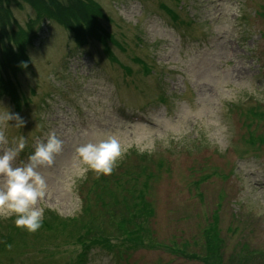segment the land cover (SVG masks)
<instances>
[{"label":"rangeland","instance_id":"374dc122","mask_svg":"<svg viewBox=\"0 0 264 264\" xmlns=\"http://www.w3.org/2000/svg\"><path fill=\"white\" fill-rule=\"evenodd\" d=\"M36 1L54 3L55 10L76 3ZM95 1L117 42L110 51L118 63L95 42L77 46L74 34L50 18L29 51L31 66L16 79L24 107L16 112L0 98V115L8 111L23 122L21 127L15 120L0 122L9 141L23 136L30 145L55 132L68 143L51 165L38 168L46 180L45 195L37 202L45 210L42 227L28 233L0 214V264L18 263L32 241H54L63 223L74 233L90 184L113 174L123 175L112 194H121L124 179H134L133 192L125 195L133 199L129 212L144 199L154 208V233L143 240L153 237L168 247L185 243L187 252L216 250L215 257L229 259L228 264L248 250L264 252V144L248 142L249 130L264 138V120L250 114L255 107L264 113V44L259 40L264 0ZM10 4L22 27L37 17L27 0ZM156 105L161 108L146 110ZM113 135L124 152L112 173L75 177V147ZM236 169L241 180L234 176ZM219 205L221 231L210 236V250L200 233L205 216ZM54 219L60 226L53 227ZM219 235L224 247L216 241ZM76 246L52 244L49 251L59 250L58 264H68L80 251ZM159 250L129 252L118 264H200ZM40 258L34 252L20 264ZM260 260L264 264L257 257L248 264ZM87 264L113 262L103 250L92 249Z\"/></svg>","mask_w":264,"mask_h":264},{"label":"clouds","instance_id":"9594fccd","mask_svg":"<svg viewBox=\"0 0 264 264\" xmlns=\"http://www.w3.org/2000/svg\"><path fill=\"white\" fill-rule=\"evenodd\" d=\"M10 120L22 126L18 116L8 111L6 116L0 115V122ZM63 147V140L49 132L35 143L27 161L16 165L14 162L25 148V138L9 141L0 130V214L12 217L17 228L35 233L42 227L45 210L37 207V202L45 195L46 180L38 168L51 165ZM123 152V145L114 135L79 144L72 161L74 176L83 178L89 172L110 175Z\"/></svg>","mask_w":264,"mask_h":264},{"label":"trees","instance_id":"16d2710c","mask_svg":"<svg viewBox=\"0 0 264 264\" xmlns=\"http://www.w3.org/2000/svg\"><path fill=\"white\" fill-rule=\"evenodd\" d=\"M30 3H32L34 6L38 5H44L46 6L50 12L53 14L55 13L60 18L65 19H72L75 20L74 24H77L78 21H82L86 24L91 25L92 19L90 18V15L88 16V11L90 8L83 7L80 0H76V3L74 5L66 6L59 8L56 6V10L53 8V4H47L45 2H38L36 0H28ZM71 0H66L63 3L69 4ZM0 10H2V15L0 16L1 23H3L8 29L10 30V35L14 36V32L12 31L13 28L7 24H11L10 15H7L8 11L10 12L8 4L6 5V2L4 0H0ZM7 11V13L4 12ZM87 20V21H86ZM259 108L255 107L252 109L250 114H257L259 115ZM103 180V181H102ZM118 180L112 179V178H106L100 179L99 182L95 184L94 191L91 192V198L90 202L94 204L95 207L99 208V210L102 212L103 215L101 217H105L108 221H117L119 225H125V229L129 234L135 232L137 229L144 227V221L147 219L153 218V210L150 209L148 202L144 199L143 204L137 207L132 212L128 213V210L132 207L133 199L131 197H126L125 195L128 194L129 191H131V185L130 180H124V187L121 191V194H112V188H118L119 183H117ZM111 187V188H110ZM95 190H101V193H97ZM133 192V190L131 191ZM117 205H119V209H117ZM94 207H92L93 210ZM220 209H214L212 210L204 220V224L206 227L205 230L202 231L203 240H206V245L210 250L213 249V245L211 243L212 238L210 236H214L215 232L221 231L220 230V215H219ZM95 214V213H94ZM114 215V217H112ZM153 216V217H152ZM114 223V222H113ZM152 229L148 228V231H151ZM216 241L221 244V246L224 247V239H222V236L219 235ZM200 259H202L205 264H227L229 263V259H227V262L225 263L218 257H215V253L217 254V251L214 250L210 253H207L200 249ZM253 257L257 258H263V254L255 251H249L245 252L241 255L240 259H238L235 263L236 264H248L249 260H251ZM243 258V259H242ZM233 264V263H232ZM254 264V263H252ZM260 264H262V260H260Z\"/></svg>","mask_w":264,"mask_h":264},{"label":"bare ground","instance_id":"6f19581e","mask_svg":"<svg viewBox=\"0 0 264 264\" xmlns=\"http://www.w3.org/2000/svg\"><path fill=\"white\" fill-rule=\"evenodd\" d=\"M248 120H252V117L250 115V118ZM264 140V139H263ZM263 153H264V147H262Z\"/></svg>","mask_w":264,"mask_h":264}]
</instances>
